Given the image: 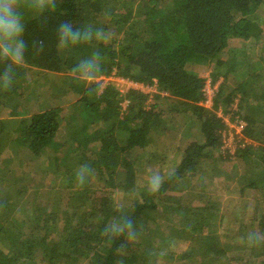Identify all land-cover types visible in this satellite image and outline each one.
Masks as SVG:
<instances>
[{"label":"trees","instance_id":"obj_1","mask_svg":"<svg viewBox=\"0 0 264 264\" xmlns=\"http://www.w3.org/2000/svg\"><path fill=\"white\" fill-rule=\"evenodd\" d=\"M262 7L264 0H57L56 10L45 16L25 11V60L8 79L0 64V115L9 110L21 116L6 131L19 130L15 148L25 152L23 163L15 148V158L0 159V185L7 178L14 185L12 193H0V264L23 258L25 264H156L159 255L173 258L168 249L177 240L190 247L177 258L182 264H214L224 254L227 264H264ZM65 20L75 27L90 24L99 35L58 53L56 29ZM260 37L255 56L241 48L240 42ZM33 40L44 41L42 52L31 50ZM89 60L85 77L79 66ZM200 68L210 70V85L224 78L210 109L201 104L206 80L196 72ZM113 72L156 84L158 93L149 102V93L139 89L121 91L113 81L103 88L88 79ZM33 74L39 79L31 80ZM41 96L49 100L47 108L35 110ZM236 98L235 113L246 122L241 142L251 141L237 149L238 184L241 193L253 189L257 195L250 201V224L236 219L242 233L220 234L207 226L205 214L216 210L211 197L190 192L181 201L168 192L179 180L188 184L196 170H207L206 162L199 167L201 160L217 157L225 125L216 110L227 111ZM190 125L199 128V138ZM157 135L173 149L171 161L179 162L169 163L150 192L149 176L168 160L155 150ZM23 164L28 171L19 170ZM144 180L147 188H138ZM32 188V200L45 188L48 201L39 207L30 202L29 219L20 220L14 210L23 208L19 201ZM120 190L135 194L122 207L115 202ZM192 199L200 203L192 205ZM249 242L259 246L248 248Z\"/></svg>","mask_w":264,"mask_h":264},{"label":"rangeland","instance_id":"obj_2","mask_svg":"<svg viewBox=\"0 0 264 264\" xmlns=\"http://www.w3.org/2000/svg\"><path fill=\"white\" fill-rule=\"evenodd\" d=\"M263 9L260 10L261 13L264 14V7ZM30 12H27L26 15H29ZM261 41V37L259 40L257 39H251L250 41L240 42L244 44L243 49L246 50L245 53H249L252 55H256L258 52L257 48L255 49V45L258 44ZM259 46V44H258ZM113 71H116L115 69ZM201 77L205 78L206 83L204 89L207 87V83H209L210 75L209 69H203L200 68L196 71ZM115 72L109 77H98V78H88L92 81H100L101 87L104 88L105 84H108V82L113 81L115 84H117L118 90H127V85L125 82H123L120 79V76L115 75ZM40 76H32V79L38 80ZM212 77V76H211ZM45 79V78H44ZM40 80H43L42 78ZM222 80H224L223 77L218 78L216 82H214L213 85L209 86L216 92L218 91V86L222 83ZM41 82V81H40ZM136 89H140L144 91L145 93H149L150 97H148V101L150 102L149 99L152 98V94L158 93V89L156 84L153 86H147L145 84H140ZM101 91V89H100ZM100 91L98 93H100ZM205 92V91H204ZM59 94H55L57 97ZM214 95V96H215ZM214 99V98H213ZM264 100V98H263ZM239 99L236 98L233 100L231 103L230 107L228 108L227 111L223 109L222 106H219L220 109L216 110V114L221 117V120L223 124L225 125L224 129L222 130V144L220 147L219 152L214 153L216 154V158L210 157L207 158L206 160H201L199 167H205L204 163L206 162L208 164V168L205 171L202 170H196L195 173L189 177L190 181L188 184H183L182 180H179L178 187L177 186H172V190L168 192V194H173L175 196H180V200L183 201L186 200V198L189 197L190 192H192L193 196L196 198H201L203 195H207L212 198V203L215 205L216 210L214 214H209L208 212L205 214V217L207 219V226L210 230L212 231H217L218 233L222 234V232L225 229H237V232H241L239 222L241 220H244V222H247L246 224H250V219L249 215L252 210V206L250 204V201L253 200V197L257 195L253 189L245 190L244 193H241L240 191V175H241V166H238L237 163V149H241L242 147L245 146L246 143H250V140L244 139L243 142H241V138H243V130L246 127V122L241 119V117L235 113L238 109V104ZM257 102V101H256ZM38 105L44 104L43 98L38 99ZM214 103V101H213ZM127 104L125 101L121 102V105L124 106ZM35 105V104H34ZM212 105V103H211ZM210 106V105H208ZM38 108V106H35V110ZM210 109V107H207ZM218 112V113H217ZM238 112V111H237ZM166 128L170 127L169 122L165 123ZM191 132L190 134L193 135L196 139L200 137V131L199 128L196 126L190 125V129L188 130ZM167 134V133H163ZM160 134V135H163ZM160 135H157L159 137ZM85 138H81V140H84ZM55 146L57 145L56 142L53 143ZM164 144V145H163ZM255 144V143H253ZM155 150H157L158 153L164 152L168 155V160H165L163 164L160 166H156L151 175L149 176V180L152 181L153 184L156 186L160 184V181L163 180V177L167 174V170L169 169V163H177L179 162V159L176 161H171L172 159V153L173 149L170 147V144L164 143L163 139L159 137L156 141L155 145ZM11 156V150L9 148H4L0 154V159H7L8 157ZM15 158V157H14ZM13 163L8 162V167H11ZM175 166V165H174ZM206 169V168H205ZM19 170H26V166L21 165ZM8 181L5 182V184L0 185V193H6L10 194L14 191V185L9 182V179H5ZM45 185L50 184L48 183V180L45 179ZM148 181L144 180L143 182H140V185H138V188L146 187ZM31 187H36L35 184H32V182L27 183ZM32 184V185H31ZM185 186V188H181ZM29 189L26 192V195L22 196L20 201H19V206L23 205V208H18L14 210V216L18 217L20 220L23 219H29L30 217V207L33 205L29 206L30 202L36 203L37 207L43 206L44 203H46L47 200V191L45 188H41L38 192L40 193L38 197V193L36 194L35 200H32V195L35 189ZM147 188V187H146ZM130 196H135V194H130ZM130 196H128V193H124L123 190H120L117 192L115 195V202L118 206L122 207L123 205H126L127 199L129 200ZM25 205H24V204ZM199 200H194L192 199V205L199 204ZM264 206V205H263ZM193 208V206H190ZM35 209V206L33 207V210ZM160 212L165 214L167 217L169 216L168 213L164 211V208L162 206L159 207ZM193 211L192 209H190ZM205 213V212H204ZM244 213V214H243ZM259 213V212H258ZM257 213V215H258ZM262 214H264V208L261 211ZM176 219V226H181V222L177 221V219L180 218L177 214H174ZM246 215V216H244ZM11 216V215H10ZM13 217V215L11 216ZM238 219V221H236ZM238 222V223H237ZM215 232V234L217 233ZM264 232V229H263ZM4 235H0V238H2ZM12 237V236H11ZM9 236V239H11ZM242 240V236L240 237ZM2 241H0L1 243ZM173 244L170 246L168 249V252H172L173 258L168 259L167 257H161L160 255L157 256L156 258V264H182L180 262V259H177L181 254H183L184 250H189L190 247L188 245V242H180L179 240L172 242ZM255 242H249L247 243L248 248H257ZM257 251V250H256ZM225 255V254H224ZM220 256L216 259L214 264H227L226 261H222L224 258L227 256ZM195 261L193 262H199V258H194ZM220 260V261H219ZM27 259H22L19 262H16V264H25ZM202 262V260H201ZM205 263V261L203 262Z\"/></svg>","mask_w":264,"mask_h":264},{"label":"clouds","instance_id":"obj_3","mask_svg":"<svg viewBox=\"0 0 264 264\" xmlns=\"http://www.w3.org/2000/svg\"><path fill=\"white\" fill-rule=\"evenodd\" d=\"M57 8V0H0V64H4L5 79L10 78L25 60L29 51V43L25 40V19L24 12L30 11L38 16H45L52 13ZM99 29L93 31L92 25L75 27L72 21H62L56 29V48L58 53L68 52L78 45L92 41L99 35ZM44 41L33 40L31 50L42 52ZM92 66V61H82L79 66L81 75L87 76L88 70ZM82 184L83 181L81 180ZM156 185L149 186V191L154 192ZM131 229V222L126 221Z\"/></svg>","mask_w":264,"mask_h":264},{"label":"crops","instance_id":"obj_4","mask_svg":"<svg viewBox=\"0 0 264 264\" xmlns=\"http://www.w3.org/2000/svg\"><path fill=\"white\" fill-rule=\"evenodd\" d=\"M33 75H35V74H33ZM42 83H44V82H42ZM137 83V82H136ZM141 83H137V86L138 85H140ZM127 85V84H126ZM137 86H135V87H137ZM147 86H153V85H147ZM127 87L128 88H133V87H130V86H128L127 85ZM134 87V88H135ZM127 88V89H128ZM136 89V88H135ZM140 90V89H139ZM122 91V90H121ZM142 91V90H141ZM142 92H144V91H142ZM145 93V92H144ZM41 98H42V96H41ZM43 100H44V104L42 103V105H38V103L36 102L35 104H37V106H38V110L39 109H42V108H47L46 106H47V104L49 103V100L46 98V97H44L43 96ZM125 101V100H124ZM25 104L26 103H22V105H23V107L25 106ZM25 108V107H24ZM218 109H220V107L218 108ZM217 109V110H218ZM9 110H5V111H3L2 112V115H0V119H2L1 121H3V120H6L5 122H3L2 123V125L4 126L2 129H0V154H1V152H2V150L4 149V148H9L11 151H12V149L13 148H15V140L20 136L19 135V130L17 129V131L15 132V131H13L12 133H10L9 131H6V130H8L10 127H11V125L10 124H14L11 120H16V123H17V125L21 122V116H10L9 115ZM218 113V112H217ZM16 145H17V142H16ZM23 148L22 147H20V146H17L16 148H15V150H13V151H17V152H19V154L18 155H20L19 157L20 158H18V159H22V160H20L22 163L24 162V160H23V155L25 154V152L22 150ZM12 151V152H13ZM23 151V152H22ZM12 152H11V156L10 157H8L7 159L5 158V159H3V160H8V161H10V160H12L13 158H14V156L12 155ZM12 157V158H11ZM2 160V159H1ZM24 165V164H23Z\"/></svg>","mask_w":264,"mask_h":264},{"label":"built area","instance_id":"obj_5","mask_svg":"<svg viewBox=\"0 0 264 264\" xmlns=\"http://www.w3.org/2000/svg\"><path fill=\"white\" fill-rule=\"evenodd\" d=\"M123 82H125V84H127L128 86H130V87H135V86H137V83L136 82H132V81H130V80H125V79H122V78H120ZM209 83H207L206 85H207V87H206V89H203V97H204V99H203V101H201V104L202 105H204L206 108L207 107H210V108H212V105H213V98H214V95H215V91L212 89V88H210L209 86H211L210 85V82H211V79H209V81H208ZM205 87V86H204ZM205 91V92H204ZM126 103H127V101H125ZM211 103H212V105H211ZM127 104H125L124 105V107L126 106ZM208 105H210V106H208Z\"/></svg>","mask_w":264,"mask_h":264}]
</instances>
